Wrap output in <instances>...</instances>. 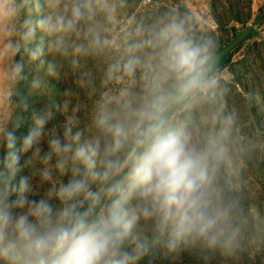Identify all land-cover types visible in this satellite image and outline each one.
Instances as JSON below:
<instances>
[{
    "label": "clouds",
    "instance_id": "obj_1",
    "mask_svg": "<svg viewBox=\"0 0 264 264\" xmlns=\"http://www.w3.org/2000/svg\"><path fill=\"white\" fill-rule=\"evenodd\" d=\"M0 149V264L264 253V91L191 0H0Z\"/></svg>",
    "mask_w": 264,
    "mask_h": 264
},
{
    "label": "rangeland",
    "instance_id": "obj_2",
    "mask_svg": "<svg viewBox=\"0 0 264 264\" xmlns=\"http://www.w3.org/2000/svg\"><path fill=\"white\" fill-rule=\"evenodd\" d=\"M230 1H232L231 6L227 3V0H191L193 6H198L209 15L211 27L220 39L222 50L231 45L238 38L237 35L240 36L264 12V0ZM254 30L256 31L254 34L251 32L236 47L237 51L226 70L236 73L239 83L245 87L258 88L264 91V24L261 27L257 25ZM28 80H31V76L28 77ZM51 83L54 87L55 99L59 102L63 85L54 80ZM21 90L25 97L27 109L20 113L21 124L16 130L18 147L23 136L32 127L33 114L39 112L46 103L45 97L31 94L28 82L22 85ZM3 154V149H0V157ZM24 159L25 157L22 156L21 164ZM26 174L25 171H22L19 175ZM17 179H19V176ZM155 264H204V261L184 255L180 259L169 257L157 260ZM211 264H217V261L213 260ZM245 264H248V262L245 261ZM255 264H264V253L256 258Z\"/></svg>",
    "mask_w": 264,
    "mask_h": 264
},
{
    "label": "water",
    "instance_id": "obj_3",
    "mask_svg": "<svg viewBox=\"0 0 264 264\" xmlns=\"http://www.w3.org/2000/svg\"><path fill=\"white\" fill-rule=\"evenodd\" d=\"M263 18H264V12H262L259 15V17L256 19V21L251 23L231 45H229L228 47L222 50L223 56L234 50L256 28V26Z\"/></svg>",
    "mask_w": 264,
    "mask_h": 264
},
{
    "label": "trees",
    "instance_id": "obj_4",
    "mask_svg": "<svg viewBox=\"0 0 264 264\" xmlns=\"http://www.w3.org/2000/svg\"><path fill=\"white\" fill-rule=\"evenodd\" d=\"M227 3L231 6L232 1L227 0ZM237 20H239V19L237 18ZM263 24H264V18L259 22L258 25L261 27ZM252 32H253V34H254L256 31L253 30ZM253 34H252V35H253ZM252 35H251V36H252ZM251 36H250V37H251ZM237 37H239V35H237ZM236 51H237V48H235L234 50H232L231 52H229V53H227L226 55L223 56V62H224L225 68H227V67L230 66V64H231V62H232L233 55H234V53H235ZM29 76H32V74H31L30 72L28 73V77H29Z\"/></svg>",
    "mask_w": 264,
    "mask_h": 264
}]
</instances>
